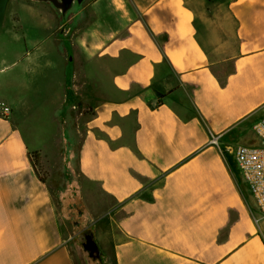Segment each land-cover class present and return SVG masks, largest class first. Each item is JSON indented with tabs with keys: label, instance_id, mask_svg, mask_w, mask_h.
I'll return each instance as SVG.
<instances>
[{
	"label": "crops",
	"instance_id": "0c3cea01",
	"mask_svg": "<svg viewBox=\"0 0 264 264\" xmlns=\"http://www.w3.org/2000/svg\"><path fill=\"white\" fill-rule=\"evenodd\" d=\"M50 7L0 48V264H76L65 207L104 264H264L233 153L264 116V0ZM56 148L60 186L33 157Z\"/></svg>",
	"mask_w": 264,
	"mask_h": 264
},
{
	"label": "rangeland",
	"instance_id": "374dc122",
	"mask_svg": "<svg viewBox=\"0 0 264 264\" xmlns=\"http://www.w3.org/2000/svg\"><path fill=\"white\" fill-rule=\"evenodd\" d=\"M50 8L51 10L54 9L53 6ZM15 24H19V27L21 24V27L24 29L23 35L25 37L22 36L23 38H42V2L37 0H11L0 33V48L3 47V41L8 36L9 32H11L12 26H17ZM39 24H41V35L38 30ZM17 28L18 26L15 27V29ZM19 31L21 30H16L18 33ZM21 67V64H17L15 68L12 69L13 74L17 75ZM41 132L42 131H39L38 134ZM57 150L58 148L52 150L47 156V160L43 161L42 155L40 156L38 153L39 159L37 160V163L39 162L42 173L47 176H53L56 180L55 184L60 186L63 182H66V174L64 171L66 170L68 174L69 169L71 168L69 167L70 159L68 154H66L65 149H63L62 152H58ZM75 176L76 173L74 176H68L67 178L71 180L74 179ZM63 212L62 226L66 232L67 239H69V248L74 262L76 264H98L96 260L90 258L89 254L84 251L83 247L85 236L87 235L85 231L89 226V221L86 219L88 217L83 218L77 212H71L67 207L63 208Z\"/></svg>",
	"mask_w": 264,
	"mask_h": 264
},
{
	"label": "built area",
	"instance_id": "2783aa9c",
	"mask_svg": "<svg viewBox=\"0 0 264 264\" xmlns=\"http://www.w3.org/2000/svg\"><path fill=\"white\" fill-rule=\"evenodd\" d=\"M11 113L9 107L0 109L4 117H9ZM254 133L257 137L255 144L234 146L233 153L257 209L264 218V116L255 124Z\"/></svg>",
	"mask_w": 264,
	"mask_h": 264
},
{
	"label": "water",
	"instance_id": "95a60500",
	"mask_svg": "<svg viewBox=\"0 0 264 264\" xmlns=\"http://www.w3.org/2000/svg\"><path fill=\"white\" fill-rule=\"evenodd\" d=\"M39 2H45L52 4L59 14H67L73 7L75 2L81 3L82 0H37ZM11 0H0V33L3 28L4 19L6 16L7 8ZM84 251L87 252L91 259H101V252L99 247L91 234L85 236V242L83 244Z\"/></svg>",
	"mask_w": 264,
	"mask_h": 264
},
{
	"label": "trees",
	"instance_id": "16d2710c",
	"mask_svg": "<svg viewBox=\"0 0 264 264\" xmlns=\"http://www.w3.org/2000/svg\"><path fill=\"white\" fill-rule=\"evenodd\" d=\"M33 157H34L35 160L37 161V160L39 159V157H38V153H34V154H33ZM38 163H39V162H38ZM89 233L92 234L91 231H90ZM96 262H98V264H104L103 261H101V260H96Z\"/></svg>",
	"mask_w": 264,
	"mask_h": 264
},
{
	"label": "flooded vegetation",
	"instance_id": "af4514ba",
	"mask_svg": "<svg viewBox=\"0 0 264 264\" xmlns=\"http://www.w3.org/2000/svg\"><path fill=\"white\" fill-rule=\"evenodd\" d=\"M52 5V4H51ZM53 6V5H52Z\"/></svg>",
	"mask_w": 264,
	"mask_h": 264
}]
</instances>
